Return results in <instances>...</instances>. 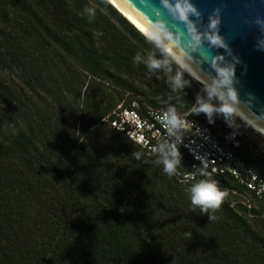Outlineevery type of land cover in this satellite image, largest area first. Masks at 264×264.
Segmentation results:
<instances>
[{"label": "trees", "instance_id": "trees-1", "mask_svg": "<svg viewBox=\"0 0 264 264\" xmlns=\"http://www.w3.org/2000/svg\"><path fill=\"white\" fill-rule=\"evenodd\" d=\"M203 89L107 0H0V264H264V196L221 176L220 207L193 211L186 164L169 176L102 121L189 110L222 142ZM234 150L264 177V151Z\"/></svg>", "mask_w": 264, "mask_h": 264}, {"label": "water", "instance_id": "water-1", "mask_svg": "<svg viewBox=\"0 0 264 264\" xmlns=\"http://www.w3.org/2000/svg\"><path fill=\"white\" fill-rule=\"evenodd\" d=\"M107 1L204 87H216L218 99L224 95L223 103L231 105L235 113L264 132V0H189L200 15H190L187 22H180L171 11L178 0H169V6L163 0ZM142 15L153 23H162L175 45L163 37L160 43L149 38ZM210 17L219 21L214 33L208 28ZM189 24L195 29L194 35L201 38L198 46L189 47L186 42ZM213 34L223 46L209 44L206 37ZM220 71L232 73L230 84L221 82ZM229 89L236 93L234 102L227 96Z\"/></svg>", "mask_w": 264, "mask_h": 264}, {"label": "built area", "instance_id": "built-area-1", "mask_svg": "<svg viewBox=\"0 0 264 264\" xmlns=\"http://www.w3.org/2000/svg\"><path fill=\"white\" fill-rule=\"evenodd\" d=\"M168 112L169 109H158L150 105L140 109L137 102L128 106L119 103L102 117V121L158 162L166 156L172 159L171 153L174 151L178 153L179 164L187 166L178 175L182 183L194 185L202 180H211L222 190L221 176H230L242 188L238 194L247 206L251 196H264V177L258 175L234 150L244 141L240 131L230 127L223 134L221 142L209 126L193 118L189 110H174L182 125L178 129L169 130L162 121Z\"/></svg>", "mask_w": 264, "mask_h": 264}, {"label": "clouds", "instance_id": "clouds-1", "mask_svg": "<svg viewBox=\"0 0 264 264\" xmlns=\"http://www.w3.org/2000/svg\"><path fill=\"white\" fill-rule=\"evenodd\" d=\"M143 2H147V0H143ZM165 6H169V0H163ZM86 12L89 15H94V11L91 8H86ZM176 19L180 22H187L189 20L190 15H194L199 17L200 13L197 9L189 2V0H178L175 4V7L171 9ZM220 9H215V13L218 15ZM143 22L149 28V38L155 39L157 43H160L161 37L167 39L172 42V45H175V41L170 33L164 31V25L162 23H153L151 19L142 15ZM219 21L218 19L210 17V23L208 25L209 30L213 33L217 29ZM189 31L186 33L187 36V44L189 47L198 46L200 42V36L194 35L195 29L192 28V25H188ZM262 31H264V26H262ZM209 44L212 46H223L220 38L213 34L206 37ZM149 67L156 68L160 67L159 62L153 60L150 62ZM219 76L222 78V83L227 85L231 83L232 73L229 71H220ZM180 76L177 75L174 81V87H181ZM209 95H216L217 88H209ZM227 96L231 99V101L236 100V93L229 89L227 92ZM219 98L221 101H224V95H220ZM194 111L199 113H205L209 118H211L213 111H219L225 114L226 117H229L233 114V107L227 103H223L222 106L218 109H214L212 105L207 103H200L198 108H195ZM162 121L165 128L169 130L178 129L182 125V121H180L173 109H169V112L166 113L162 117ZM172 159H169L167 156L163 159L164 164V172L171 176L175 170L176 165L179 164L178 153L175 151L171 153ZM225 196V192L221 191L216 182L211 180H202L199 183L194 184L190 188V203L192 206V210L195 211L196 208L200 209L201 213H210L215 212L221 205L223 198ZM216 217L214 215H210V221L214 220Z\"/></svg>", "mask_w": 264, "mask_h": 264}, {"label": "rangeland", "instance_id": "rangeland-1", "mask_svg": "<svg viewBox=\"0 0 264 264\" xmlns=\"http://www.w3.org/2000/svg\"><path fill=\"white\" fill-rule=\"evenodd\" d=\"M197 97L203 99L207 104L213 106L214 109H218L222 106L223 102L218 99L215 95L210 96L208 90H201L198 92ZM219 118L229 125L230 127H235L241 132L244 139H249L252 141L261 151H264V134L248 124L242 117L233 111V114L226 117L225 114L214 111ZM242 198V197H241Z\"/></svg>", "mask_w": 264, "mask_h": 264}, {"label": "bare ground", "instance_id": "bare-ground-1", "mask_svg": "<svg viewBox=\"0 0 264 264\" xmlns=\"http://www.w3.org/2000/svg\"><path fill=\"white\" fill-rule=\"evenodd\" d=\"M174 61V60H173ZM179 65V64H178ZM180 66V65H179ZM181 67V66H180ZM182 68V67H181ZM183 69V68H182ZM186 71V70H185ZM187 72V71H186ZM193 77V76H192ZM194 78V77H193ZM195 79V78H194ZM248 123V122H247ZM249 124V123H248ZM252 126V125H251ZM260 131V130H259ZM262 132V131H260ZM264 134V132H262Z\"/></svg>", "mask_w": 264, "mask_h": 264}]
</instances>
